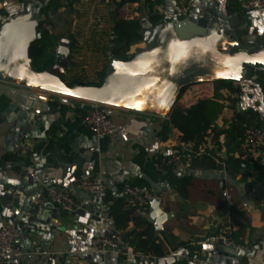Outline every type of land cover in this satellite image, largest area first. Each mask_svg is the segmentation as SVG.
I'll return each instance as SVG.
<instances>
[{
  "label": "crops",
  "instance_id": "obj_1",
  "mask_svg": "<svg viewBox=\"0 0 264 264\" xmlns=\"http://www.w3.org/2000/svg\"><path fill=\"white\" fill-rule=\"evenodd\" d=\"M35 1L42 6L45 0ZM29 2L31 0H0V23L25 11ZM59 2V8L47 18L50 34L58 37L55 53L61 39H71V55L73 53L75 60L79 56L83 58L81 68H89L85 75L67 73L69 80L76 75L85 82L97 81V71L103 68L104 55L110 48L115 18H138L145 32L152 26L153 3L155 13L164 21L185 17L197 20L215 6L228 15L240 13L250 21L244 32L249 42L259 37L264 41V7L245 10L240 0H197L198 8L185 15L179 13L176 0ZM41 19L46 16L42 15ZM144 45L143 39L128 53L134 54ZM233 83L241 87L240 92L222 88L216 97L215 82L191 84L178 102L190 107L199 99L213 98L222 104V112L213 125L218 129H228L238 112L246 119L245 124L264 128V65L247 67L242 79ZM93 107L92 101L0 81V228L8 225L23 229L26 237L18 243L27 252L29 264H115L120 256L96 253L91 239L117 229L108 208L116 199L125 198L121 194L125 182L146 185L152 197L161 200L160 208L166 217L162 219L160 230L154 228L164 244L165 256L173 258L169 264H264V162L248 152L243 141L232 144L230 149L226 133L215 137L214 131L209 129L204 145L212 149L214 166L194 165V160L201 156L164 168L159 165V158L179 150L183 142L182 132L175 127L166 134L162 132L168 116L107 106L117 132L96 142V130L88 123ZM20 114L27 116L22 121V127L27 130L23 132L21 148L18 136L12 132V119ZM221 142L226 144L222 151L217 147ZM232 156L242 160L237 173L228 164ZM219 161L226 162L227 166L224 168ZM31 172L39 176L37 181L43 182L38 190L44 195L35 201L41 209L34 213L24 208L28 192L19 202H10ZM96 175L106 182L107 195L103 203L74 189L78 180ZM184 177H190V183L181 192L179 184ZM49 186L74 192L78 204L91 212L89 224H78L76 213L62 212L53 205L46 198ZM224 189L229 191L230 200L223 196ZM140 214L151 222L150 202L145 213ZM239 222L245 227L236 235ZM133 227L134 222H130L128 229ZM79 230L88 233L86 240L78 238ZM239 249L244 250L240 257L237 256ZM137 251L149 258L158 257ZM214 251L218 255H213ZM0 264L14 262L0 261Z\"/></svg>",
  "mask_w": 264,
  "mask_h": 264
},
{
  "label": "water",
  "instance_id": "obj_2",
  "mask_svg": "<svg viewBox=\"0 0 264 264\" xmlns=\"http://www.w3.org/2000/svg\"><path fill=\"white\" fill-rule=\"evenodd\" d=\"M40 2L31 0L25 11L10 16L0 26V81L19 84L59 95L167 117L177 103L182 89L195 83L240 81L249 66L264 65V41L253 42L244 36L248 18L240 13L228 15L215 6L197 20L189 17L163 21L144 32V47L129 60L111 56L101 85H68L64 78L71 66L72 40L63 38L56 51L54 65L46 70L32 66L30 46L39 37ZM26 114L15 116L12 132L23 146L22 127ZM225 172H222L224 176ZM43 182L26 177L18 194L10 199L19 202L24 193L25 211H40L34 204L44 195L38 190ZM161 200L151 198V222L157 230L166 217ZM54 205V204H53ZM22 230V228H19ZM243 249L237 251L240 257ZM172 256L124 261L115 264H169Z\"/></svg>",
  "mask_w": 264,
  "mask_h": 264
},
{
  "label": "trees",
  "instance_id": "obj_3",
  "mask_svg": "<svg viewBox=\"0 0 264 264\" xmlns=\"http://www.w3.org/2000/svg\"><path fill=\"white\" fill-rule=\"evenodd\" d=\"M126 1H138V0H124ZM157 3V1H155ZM152 4V10L150 14L151 27L163 22L162 16L155 13ZM60 6L59 0H45L44 4L40 7V14L45 15L46 19H41L39 26V33L41 37L37 38L30 46V57L32 58V66L34 69L42 71L52 67L56 61L55 46L58 37H54L50 34L47 25L50 23L47 19L51 12L57 10ZM2 23H0L1 26ZM144 39L143 26L138 18H123L116 17L114 23L111 26V39L110 48L104 55L103 68L97 71V81L85 82L79 76L74 75L72 79H67L66 74L72 72L76 61L74 55L70 56L71 66L67 69L64 75V80L68 85L84 84V85H101L104 77L106 76V70L109 64V58L111 56L121 60H129L134 54H129L131 47L136 43ZM77 40L74 38L73 46H75ZM184 87L179 95V98L187 89ZM222 88H228L235 92H240V86H234L233 80H223L215 82V97L218 95ZM223 105L215 101L213 98L199 99L196 103L190 107L182 106L178 101L173 106L170 114L163 125L162 132L166 134L171 127H175L182 132V140L186 143H195L198 147L205 140V135L209 129H212L215 133V137H218L221 133H226L227 145L230 149L232 144H240L242 142L243 133L245 130L244 124L246 119L241 112L236 115V120L228 129H218L214 125L215 120L222 112ZM213 158L209 156H203L201 159L194 160V165H211L214 166L215 162ZM200 160V161H199ZM199 161L200 163H197ZM213 161V162H208ZM228 164L232 166L235 173H237L242 167V160L229 158ZM190 183V177H184L179 184V190L184 192L187 185ZM110 216L113 218L114 224L117 229L126 230V236L130 239L131 244L140 251L150 252L158 257L165 256L164 244L159 241V236L155 233V228L152 222L149 221L147 216L142 215L136 211V207L130 204L125 198L116 199L108 208ZM134 222V227L129 228V223ZM240 229L237 233L240 234L245 224L239 222Z\"/></svg>",
  "mask_w": 264,
  "mask_h": 264
},
{
  "label": "built area",
  "instance_id": "obj_4",
  "mask_svg": "<svg viewBox=\"0 0 264 264\" xmlns=\"http://www.w3.org/2000/svg\"><path fill=\"white\" fill-rule=\"evenodd\" d=\"M241 8L252 10L264 7V0H240ZM177 8L180 14L185 15L191 10L198 8L197 0H176ZM93 111L88 118V123L96 130L95 141H99L106 136H112L117 132L116 125L112 121L107 105L93 102ZM245 130L242 141L248 152L257 155L264 162V128L249 124H244ZM220 151L226 148V144L221 142L217 145ZM209 156L214 158L212 149L204 145V142L198 147L195 143L180 142L179 150L170 155H162L159 158L161 167H175L182 163L191 162L193 159L201 156ZM225 168L226 162L219 161ZM32 178L37 181L39 176L35 172H31ZM74 189L77 192L84 193L93 197L100 203L105 201L107 195V186L104 178L100 175L86 176L78 180ZM121 194L125 199L136 207L139 213H145L150 199L153 198L151 191L146 185L133 184L125 182L121 188ZM223 196L230 200L231 195L228 190L222 191ZM46 198L54 204L62 212H70L77 214V222L80 225H88L91 217V212L84 209L78 204L74 192H70L58 186H49L46 189ZM30 216H28L29 218ZM85 230L78 231V238L87 239ZM26 237L23 229L5 225L0 228V261L14 262V264H29L28 254L19 245V240ZM227 244H232L231 241L225 240ZM91 244L96 253L103 256L116 254L122 258L130 260L154 259L149 258V255L138 252L131 244L130 239L122 229H114L107 235H97L91 239ZM240 248L241 246H236ZM213 255H218L217 251ZM239 264V263H231Z\"/></svg>",
  "mask_w": 264,
  "mask_h": 264
},
{
  "label": "rangeland",
  "instance_id": "obj_5",
  "mask_svg": "<svg viewBox=\"0 0 264 264\" xmlns=\"http://www.w3.org/2000/svg\"><path fill=\"white\" fill-rule=\"evenodd\" d=\"M51 20H53L54 21V18L53 19H51ZM80 57V56H79ZM76 58V66H74V68H73V70H72V72L73 73H75L76 75H79V74H87L88 72L87 71H89L88 69V66H87V68H85L84 66L81 68V66L83 65V58Z\"/></svg>",
  "mask_w": 264,
  "mask_h": 264
}]
</instances>
